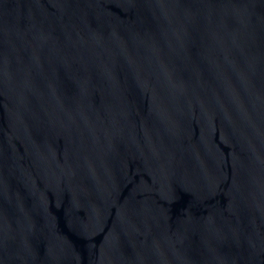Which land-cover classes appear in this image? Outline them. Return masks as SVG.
Instances as JSON below:
<instances>
[{"label":"water","instance_id":"obj_1","mask_svg":"<svg viewBox=\"0 0 264 264\" xmlns=\"http://www.w3.org/2000/svg\"><path fill=\"white\" fill-rule=\"evenodd\" d=\"M0 264H264V0H0Z\"/></svg>","mask_w":264,"mask_h":264}]
</instances>
